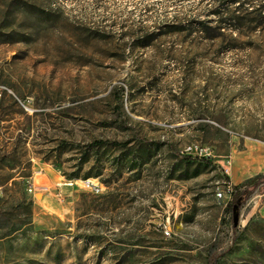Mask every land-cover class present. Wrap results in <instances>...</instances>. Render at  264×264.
Masks as SVG:
<instances>
[{
    "label": "rangeland",
    "instance_id": "obj_1",
    "mask_svg": "<svg viewBox=\"0 0 264 264\" xmlns=\"http://www.w3.org/2000/svg\"><path fill=\"white\" fill-rule=\"evenodd\" d=\"M220 3L0 0V264H264V189L216 195L264 174V21Z\"/></svg>",
    "mask_w": 264,
    "mask_h": 264
},
{
    "label": "trees",
    "instance_id": "obj_2",
    "mask_svg": "<svg viewBox=\"0 0 264 264\" xmlns=\"http://www.w3.org/2000/svg\"><path fill=\"white\" fill-rule=\"evenodd\" d=\"M254 1H262V0H225V5L224 4H217L214 7L210 8L208 10V12L210 14L213 15H225V17H223L222 19H217L218 21V25L211 27L208 24H206L207 22L205 21H198L197 24L199 26H201L202 31H205L206 33L209 32V34L211 36H215L220 34L219 32V24H221L220 22H222L223 20H233V19H244L246 15V17L250 16V15H254L255 16V20L256 21H264V2H262L261 4H257L255 6H252L251 4ZM229 6L234 5V9H228ZM225 6V8H223ZM252 20V19H249ZM5 114L4 111L1 110V106H0V121H1V116ZM104 145H111V146H119V147H123L126 146L125 143H120V142H116V141H107V140H101V139H97L94 140L90 143H88V147L92 148V147H101ZM189 158V157H188ZM200 160H205L206 159H200ZM135 162H132L131 164H129L127 166V168L129 170H131L134 166H135ZM138 165H140L138 163ZM100 170H97L95 173L93 174H86L84 178H82L83 180L88 179V178H96L98 175H100ZM119 175H121V171L118 172ZM225 178L227 179L228 177L225 176ZM8 179L4 180L2 184L7 183ZM103 182V181H102ZM108 181H104L103 183L107 184ZM14 184V183H13ZM258 188V190H263L264 189V174H257L253 177H250L248 179H246L245 181H243L240 184L237 185H233L231 186V191H230V196L231 199L228 203L229 208L232 210V215L237 212L238 210V206L240 205V203H242L246 198H248L249 195H251L256 189ZM218 258L215 255H209L206 259V264H216L217 263Z\"/></svg>",
    "mask_w": 264,
    "mask_h": 264
},
{
    "label": "built area",
    "instance_id": "obj_3",
    "mask_svg": "<svg viewBox=\"0 0 264 264\" xmlns=\"http://www.w3.org/2000/svg\"><path fill=\"white\" fill-rule=\"evenodd\" d=\"M5 91H8V89L1 85L0 84V98L2 97V95L5 93ZM187 150H192V148L190 147L189 149ZM199 155L201 156H208L206 153V150L205 149H199L198 150V153ZM85 183L89 186H91V189L94 191V192H98L100 190V186L99 185H96V184H93L89 181V179H85L84 180ZM66 185H72L73 184V181H68L65 183ZM29 190L31 191V188H29ZM230 191H231V186H227L226 190L225 191H217L216 195L217 197H220L222 198L225 194H230ZM165 233H168L167 231H165Z\"/></svg>",
    "mask_w": 264,
    "mask_h": 264
},
{
    "label": "crops",
    "instance_id": "obj_4",
    "mask_svg": "<svg viewBox=\"0 0 264 264\" xmlns=\"http://www.w3.org/2000/svg\"><path fill=\"white\" fill-rule=\"evenodd\" d=\"M255 161H256V160H255ZM251 163H252V161H249V162H248L249 165L246 166V168H248L247 170H249L250 168L253 167V165H252ZM263 164H264V161H263ZM252 169H253V168H252ZM38 172H40V173L43 174V169L40 168ZM244 178H245V176H243V177H241V178H240V177L238 178L237 175H233V177H231V179H232V184H233V185L240 184V182H241ZM259 211H262V214L264 215V206L261 207Z\"/></svg>",
    "mask_w": 264,
    "mask_h": 264
},
{
    "label": "water",
    "instance_id": "obj_5",
    "mask_svg": "<svg viewBox=\"0 0 264 264\" xmlns=\"http://www.w3.org/2000/svg\"><path fill=\"white\" fill-rule=\"evenodd\" d=\"M237 218H238V213L235 212V213L233 214V223H234V225H235L236 222H237Z\"/></svg>",
    "mask_w": 264,
    "mask_h": 264
},
{
    "label": "bare ground",
    "instance_id": "obj_6",
    "mask_svg": "<svg viewBox=\"0 0 264 264\" xmlns=\"http://www.w3.org/2000/svg\"><path fill=\"white\" fill-rule=\"evenodd\" d=\"M189 148H190V147H189ZM189 148H188V149H189Z\"/></svg>",
    "mask_w": 264,
    "mask_h": 264
}]
</instances>
